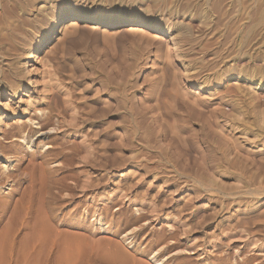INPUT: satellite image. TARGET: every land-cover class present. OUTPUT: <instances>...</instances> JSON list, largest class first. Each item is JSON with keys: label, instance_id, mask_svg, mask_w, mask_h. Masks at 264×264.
<instances>
[{"label": "rangeland", "instance_id": "obj_1", "mask_svg": "<svg viewBox=\"0 0 264 264\" xmlns=\"http://www.w3.org/2000/svg\"><path fill=\"white\" fill-rule=\"evenodd\" d=\"M163 1L165 0H30L29 7H41L48 14L82 12L104 15L113 12L126 15L135 12L159 27L164 25L160 18H164L166 22H176L178 26L189 27L193 37L208 29L204 26L207 21L204 18L206 9L203 7H217L206 6L204 0H180L177 8L175 4L165 7L162 5ZM231 1H224L223 6L231 7L230 18H234L233 15L237 12L241 17L239 20L244 28L240 34L241 40L244 39L245 42L246 37L249 39L252 27L255 33L250 36L255 35L250 39V44L242 47L243 54L238 67L240 71L224 80H218L210 86V90L200 91L198 86H192L186 79L180 80L181 86L185 87L183 88L190 96L202 99V104L209 108L208 111H213L216 105L222 103L225 119L219 125H209L208 128L203 118H199L200 115L190 116L183 107L176 106L173 116L166 114L162 98L164 99L165 94L163 92L171 87L166 83L171 85V80L167 77L171 79L172 68L166 63L165 54L170 48L167 44H171L172 39L166 32L139 24L133 26L136 30H132L130 26L104 30L102 25L81 20L78 21L75 34H65L64 21L53 34L54 40L45 44L35 54L30 65H27L34 81L29 91L18 93L10 101L5 96L0 98V112L8 114L13 110H21L28 97L39 98L43 94V84L51 85L49 73L52 72L50 75L55 74L56 82L59 79L58 83L61 81L69 90H76L75 94L85 96L84 100L77 101V105L81 107L86 104L83 107L85 111L97 106V97L115 104L111 113L105 117L116 132V136L110 139L115 148L107 153V159L101 158L93 149L80 152L81 138L77 135L53 133L58 139L47 144L53 145V151L57 148V154L62 148L63 153L60 151L58 156L63 165L52 168L53 165L46 164L45 168H58V175L65 174L67 181L71 180V185L65 187V190L64 187L54 186L52 191L58 197L44 202L51 223L58 230L88 233L87 235L96 238L112 236V242L115 240L130 252L138 247H145L148 250L145 256L147 261L149 252L160 246L164 247L168 244L167 240L170 243L169 235L174 233L175 246L168 248L165 264H264V0H237L241 4L237 8L233 6L235 0ZM195 7H201L202 10ZM241 8L244 10L239 11ZM210 14L213 15L211 12ZM259 18L262 19L259 21ZM34 29L35 32L39 31ZM172 33L176 34L175 29ZM212 33L216 34L215 38H220L224 32L220 25H215ZM107 34H111L112 38ZM103 35L106 37L103 38ZM139 35H143V38ZM51 49L55 50L53 54ZM198 53L199 50L195 49L192 59ZM165 64L170 67L168 71L163 70ZM178 65L175 62V66ZM165 72L167 76L164 75ZM237 95L242 100L230 104V97L234 99ZM62 106L60 103L58 109L64 115L66 113L68 122L72 118L70 111L67 113ZM49 107L35 104L30 116L37 118L35 112L40 108L47 114L51 110ZM27 119L10 115L7 123L11 127H17ZM3 132L0 133V149L6 156H13L14 166L11 165V170L9 169L12 177L8 182L0 178V239L5 229L9 228L11 232L9 243L0 252V258L7 254L0 264H20L24 240L35 219L31 214L18 217L19 208L27 206V202H21L20 197L30 183L32 163L38 164L40 159L36 157V149L27 150L20 146L10 150L13 143L20 142L14 136L4 138ZM87 139L89 143L94 137L87 136ZM101 139L105 137L102 136ZM93 144L96 141L91 145ZM76 150L81 155H76ZM67 152L72 157L75 154L74 160ZM87 152H91L90 155ZM93 152L95 156L97 154V158L109 160L110 164L106 169L93 162L96 159ZM67 157L72 159L71 162ZM86 157L91 164L86 161ZM29 166L31 167L28 168ZM87 176L93 180L92 185L84 182ZM83 183L85 188L81 187ZM155 196L157 199L152 200ZM37 203L30 206L37 207ZM151 204L155 205L153 212ZM96 207L101 208L96 212L100 216L93 215L92 210ZM135 207H138L137 210ZM140 210L143 212L140 213ZM141 215L145 218L142 216L141 219ZM96 217H102L107 231L96 224ZM148 219H152L151 222ZM133 228L137 234L135 246L131 248L122 237ZM160 235L166 240L160 238ZM50 251L49 256L46 254L42 258L41 264H54L56 247ZM87 263L88 260L81 262Z\"/></svg>", "mask_w": 264, "mask_h": 264}, {"label": "bare ground", "instance_id": "obj_2", "mask_svg": "<svg viewBox=\"0 0 264 264\" xmlns=\"http://www.w3.org/2000/svg\"><path fill=\"white\" fill-rule=\"evenodd\" d=\"M187 1L189 2V0ZM224 1H227V0H204V4H206V6L214 5L217 7H203L206 9L204 13V18L207 21L206 23L204 22L205 23L204 26L206 25V28H208L209 30L206 29L204 32H202L204 34L199 33L198 36L193 37L192 34L190 33L189 27L178 26L176 22L175 24L171 22H166L164 18L162 19L160 18V20H163L160 22H163L164 25L159 27V25L152 24L153 21L150 22L149 20L145 19L140 14L135 13V12H131L126 15H121V14H117L113 12L104 13V15H99V14L97 15L96 13H82V12L75 13V14L67 13V12L66 13L55 12L54 14H50V13L48 14V13H45V10H43L41 7H32V6L29 7L30 0H0V98L5 96V98H7V100L10 101L14 99L18 95V93H27V91H29L34 81L32 77L30 76L31 69L27 68V65H30V62L34 59L35 54L41 51L43 47L45 46V44L50 43L52 42V40H54L53 34L57 32V29L61 27L64 21H66L63 26V33L65 34H70L72 32L74 33V31L78 29L77 27L78 21H81V20L82 21L85 20L88 22L96 23L98 25H102L105 27L104 30H108L106 28H116L117 26L118 27L119 26H130L132 30H136V28L133 26L139 24L142 26L144 25L147 27H152L154 29H158L160 31L166 32L168 35H170L171 37L170 40L172 39L171 44H167V46L170 45V48L167 49V53L165 54L166 61H167L166 63H168L172 68L171 79L170 77H167L169 80H171L170 81L171 85H168L169 83L168 84L166 83L167 86H171V87L169 89L167 88L166 91L163 90L165 91L163 92V94L164 93L165 94H164V99L162 98L163 105L161 104L165 108L166 114L173 116L174 112H176L175 111L176 106L183 107L188 113H190V116L200 115L201 117L199 118H203L204 122L208 125V128H209V125L211 126L219 125L220 122L223 119H225L224 118L225 111L221 107L222 103L219 105H216L217 107L213 111L211 110L208 111L207 110L208 107L202 104L203 103L202 99L190 96L188 92L184 89L185 87L181 86L180 80L186 79V81L191 83L192 86H195V85L198 86L200 91L210 90L209 89L210 86L212 84L217 83L218 80H224L232 75H236L238 73L237 71H240L238 67H239V61L241 59V54H243L242 47H244V45L248 46V44H250V39H253L255 35L253 37H250V36L251 34H255V33L253 32V27H252L253 25H252L251 26L252 33L249 34L250 33L249 30L251 28L249 26L250 27V28L248 27L249 33L246 32L247 34H249V39L248 37H246L247 40H245V42H244V39L241 40L240 34H242V30L244 29L242 25V21L239 20L241 17L239 18V14L237 12L238 15L237 14L233 15L234 18H230L229 10L232 11V9L231 7L229 8L224 7L223 6ZM239 1H242V0H239ZM179 2L180 0H171V1L165 0L162 2V5H164L165 7L166 6L168 7V5L170 4L172 5L175 4V7L177 8L178 4H180ZM232 2L233 0L231 1V3ZM186 4L188 5L187 2ZM239 4L237 0L233 2V6L236 8L238 7ZM195 8L197 9L199 8V10H202L201 7H195ZM243 10L244 8L242 10L239 9V11H243ZM210 12L213 15H211ZM207 13H209L211 16ZM213 16L215 17L213 18ZM261 16H263V14ZM262 18L264 19V17ZM261 19L259 18V21ZM155 23H158V22H155ZM201 25L203 26V24ZM215 25H220L221 31L224 32L220 35V38L219 37L215 38L216 34L212 33V31H214L215 29ZM33 28L39 31L35 32L33 31ZM173 29H175V32H176V34L174 33L175 35H173L172 33ZM65 34H63V36ZM108 36L112 38L111 34ZM139 36L141 37V35ZM105 37L106 36H104L103 38ZM141 38H143V35ZM195 49L199 50V53H198L199 55H197L195 59H192L193 53H195ZM51 50L53 54L55 50L53 49ZM191 59H192V62H190ZM193 61H194V64H192ZM44 62H47V61H44ZM175 62L179 64L178 67L175 66ZM230 62H234V63L229 64ZM168 64L167 65L165 64L167 67L166 69H165V65L163 66L164 71H168V69H170ZM59 68L61 67L59 66ZM51 73H49V76L51 79V82H50L51 85L48 83L43 84L44 85L43 91H42L43 94L39 98L28 97V100L25 101V106L21 110H13L11 111V113H8V114L3 111L0 112V133L4 131L3 132L4 138L14 136V139L19 140L20 142V144L13 143L9 149L10 150L17 149L20 146L25 147L27 150L36 149V151H38V155L36 157L40 159L38 164L32 163L34 164V165H31L33 167L31 166L28 167V168L30 167L33 168L32 169L33 171L30 169L33 173L31 174V176L29 175L30 173L28 174L30 176L29 177L30 183L28 187L26 188L25 193L20 197L21 202H27L26 204L27 206L29 204V206L28 207L26 205H24L26 207L21 206V208H19L18 210L20 214L17 213L18 211L16 212L18 217L19 216L24 217L25 215L27 216L28 214H31L33 217H35V219L33 220L34 221L33 224H31L32 225L31 230L24 240L25 247L20 254V258L22 261L20 264H41L42 258L46 254H48L49 256V253L51 252L50 250L55 247H56V254H55V259L53 258L54 264H81V262L83 263L87 260L89 261V263L87 264H96V263H101V264H165V261H166L165 258L167 257L165 256V254L168 248L170 246H175V234L173 233L174 231L171 232L174 235L173 234L169 235L170 243L167 240L168 242V244H166L167 246L165 245L162 248L160 246L159 249L154 250V251L152 250L151 252H149L148 254L149 258L147 261L145 259V256L148 250L145 249V247L143 248L138 247V249L135 248L136 249L135 251L133 250L132 252H130L124 249L121 246L122 244L120 245L119 243L115 242V240L114 242H112V239H110L112 236L110 238L107 236L96 238V237H92L93 235L91 236L87 235L88 233L63 232V231L58 230L51 223V220H50L51 217L49 218L50 215H48L49 212H47L46 208L44 207L45 205L44 202H46L47 199L53 200L54 198L58 197L56 196L57 195L56 192L52 191V188L54 186L58 185V186H61V188L64 187V190H65V187L68 188L71 185L69 183L71 182V180L67 181V176L65 174L63 175L61 173L62 175H58L59 174L58 168L52 169L53 167L60 166L62 163L61 160L59 159L60 151L62 150V148L59 147L61 150H59V154H57L58 153L57 148L55 149L56 151L54 150L56 152L55 153L53 151L54 149L53 145H50V144L47 145L49 142L52 143L56 139H58L57 136L54 135L53 133H60V134H63L64 136L66 134L77 135L78 137L81 138L80 139L81 143L79 146V151L81 150L80 152H83V151L86 152L90 149H93L92 151H95V153H97L99 156H102L101 158L103 159L108 157L109 155L107 156V153L109 154V152L115 148L114 142L110 143L111 141L110 139H113L116 136V132L113 130V125L111 124V122L105 120V117L111 113L112 107L113 105H115L114 103L113 105L111 104L112 101H110L111 102L110 103L108 99L104 101L101 99V97L100 98L97 97L95 100V103H97V106L94 105L92 106L91 110L89 109V111H85L84 108L86 104L83 106L84 108L77 105V101L80 99L84 100L85 96L81 94L79 95L75 94L76 90H71V89L69 90V87L65 86L66 84L64 85L63 82L61 81L58 83L59 79L56 82V76H54L55 74L50 75ZM164 75L167 76V73L165 72ZM168 75L170 76V73ZM160 81H163V80H160ZM236 83L237 82H235V84ZM228 92H231V90ZM240 98L242 97H238V95L237 97H234V99L233 97H230L229 103L234 104L237 100H242ZM60 103L61 105L64 106V109L67 113L68 111H70L69 115L72 118L70 121H68L70 123L69 125L67 124L68 122L66 121L67 120L65 116L66 113L64 115L63 112L58 109ZM226 103H228V101ZM35 104H38L40 107L49 105L50 106L49 108L51 110L48 111V113L46 114L45 113L46 111L40 108L38 111L35 112L37 113L36 115H38V117L33 118V116H30V114ZM10 115L13 117H19V118L27 117L28 119L24 120L23 123L18 125L17 127H11L10 123L9 124L7 123V120H9ZM44 115L46 116L43 117ZM90 123H92V125ZM52 134L54 136H52ZM87 136L88 137L91 136V138L94 137L93 141L94 142L96 141V144L91 145L93 142L91 140H90L91 142L89 141L88 143ZM102 136L105 137V139H101ZM79 151L77 152L76 150L74 153H76V155L77 153L81 155ZM67 153H70V152H67ZM87 153H89L88 155H90L91 152H87ZM95 153L93 154L94 156H95ZM97 154L95 156L96 159L94 157L95 160L93 162L99 165L100 168L104 167L106 169L110 164L108 163L109 160L107 161V160L99 159L97 158ZM74 155L73 157H75ZM204 155L208 156V154L206 153ZM73 157L71 154L72 159ZM80 158L82 157L80 156ZM72 159H70V162ZM77 159H78V156H77ZM86 161H87V157H86ZM12 162H13V156H10V155L6 156L3 150L0 149V171H1L0 178H4L7 181L12 177L11 173L9 172ZM87 162L89 163V161ZM29 164L31 163L29 162ZM46 164H50L53 166L52 168L47 170V168H45L47 167ZM92 164L94 165V163ZM97 165L95 166L98 167ZM68 176L70 178L69 174ZM13 178L17 179V177L15 178V176ZM92 181L93 180L89 176H87L84 179V182L86 184H91L93 183ZM47 183L49 185H47ZM85 183H83V185L81 186L82 188H85L86 186ZM74 184H76V182ZM77 185L79 187V184ZM72 187L74 188V185ZM64 197H65V194H64ZM156 199L157 197L155 196L154 199L152 200H156ZM35 202H38L39 204L38 203L37 204L39 206L37 205H36L37 207L35 206L33 207L32 205L30 206V204L32 203L35 204ZM151 205H152L151 212H153L155 205L154 204H151ZM137 208L135 210H137ZM99 209L101 210V208H98V207L94 208L92 210L93 215H96V212H98ZM141 210H140V213L143 212ZM138 214H137V218L139 217ZM98 215L100 216V213H98L96 216ZM142 216L143 218H145L144 215H141L140 216L141 219H142ZM136 220L137 219H135V221ZM151 220L149 221L151 222ZM95 222L98 226H100V228L103 231H107L106 230L107 228L104 225L105 223L102 217H99V218L96 217ZM135 234L137 233L135 229L133 228L125 232L122 237L131 248L135 246ZM160 238H164V237L160 235ZM10 239H11V232H10V229L7 228L4 230L1 236V239H0V252L5 248L6 243H9ZM159 240L160 239H158L157 241ZM164 240L166 239L164 238ZM175 252H178V251H175ZM179 252H181V250H179ZM6 255L7 254H4L0 258V261H3ZM85 258L86 260H83Z\"/></svg>", "mask_w": 264, "mask_h": 264}]
</instances>
